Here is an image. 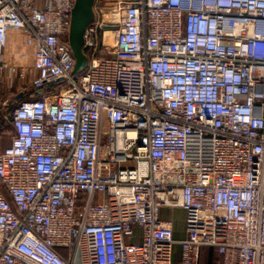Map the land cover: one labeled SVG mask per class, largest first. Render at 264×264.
<instances>
[{"label":"built area","instance_id":"2783aa9c","mask_svg":"<svg viewBox=\"0 0 264 264\" xmlns=\"http://www.w3.org/2000/svg\"><path fill=\"white\" fill-rule=\"evenodd\" d=\"M76 1L0 0L42 94L5 116L0 264H264V0H95L81 69Z\"/></svg>","mask_w":264,"mask_h":264},{"label":"crops","instance_id":"0c3cea01","mask_svg":"<svg viewBox=\"0 0 264 264\" xmlns=\"http://www.w3.org/2000/svg\"><path fill=\"white\" fill-rule=\"evenodd\" d=\"M25 48L19 43L12 41L7 50V58L16 62L15 69L0 67V128L7 122L6 113L16 107L24 98H27L32 91V85L28 79L24 78L23 70L19 67L21 52ZM29 65H32V60H28ZM11 142L9 138H0V151L8 146ZM184 213L183 209L176 208ZM169 209L163 210V217L170 218ZM174 221V220H173ZM175 224V235L177 238L185 237L184 218L183 223Z\"/></svg>","mask_w":264,"mask_h":264},{"label":"water","instance_id":"95a60500","mask_svg":"<svg viewBox=\"0 0 264 264\" xmlns=\"http://www.w3.org/2000/svg\"><path fill=\"white\" fill-rule=\"evenodd\" d=\"M95 0H77L73 10L72 24L70 30V43L77 58V68L85 65V55L82 51L83 33L87 24L94 17ZM41 91H38L40 93Z\"/></svg>","mask_w":264,"mask_h":264},{"label":"rangeland","instance_id":"374dc122","mask_svg":"<svg viewBox=\"0 0 264 264\" xmlns=\"http://www.w3.org/2000/svg\"><path fill=\"white\" fill-rule=\"evenodd\" d=\"M97 1L98 3L105 4V5H109L115 2V0H97ZM168 211H169L170 218H172L177 224L182 225L184 213L180 210L172 209V208L169 209ZM211 251H213L211 247H208V246L203 247V253H202L203 264H208ZM215 256L219 257L217 253H215Z\"/></svg>","mask_w":264,"mask_h":264},{"label":"trees","instance_id":"16d2710c","mask_svg":"<svg viewBox=\"0 0 264 264\" xmlns=\"http://www.w3.org/2000/svg\"><path fill=\"white\" fill-rule=\"evenodd\" d=\"M46 89V88H45ZM42 94L38 93L37 90L32 89L31 93L28 95V98H38L41 97ZM12 124L7 122L1 129L0 138H9L7 135L8 129L11 128ZM218 260V257L215 256V253L211 251V255L209 256L208 264H214ZM201 264H203V259L201 260Z\"/></svg>","mask_w":264,"mask_h":264}]
</instances>
